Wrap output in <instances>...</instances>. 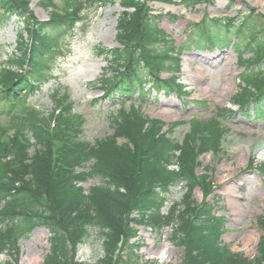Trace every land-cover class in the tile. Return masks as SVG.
<instances>
[{
  "label": "trees",
  "instance_id": "trees-1",
  "mask_svg": "<svg viewBox=\"0 0 264 264\" xmlns=\"http://www.w3.org/2000/svg\"><path fill=\"white\" fill-rule=\"evenodd\" d=\"M116 1L122 9L116 21L119 47H98L97 52L114 71L103 80L105 97L123 102L146 85V90L186 95L179 81L178 49L160 28L163 19L175 23L180 18L153 15L148 6L173 0H61L60 9L52 0H40L42 7L53 9L45 22L35 19L29 0H0V17L22 23L15 48L19 56L13 54L7 66L0 64V102L8 103L0 116L11 119L8 125L0 121V254L14 251L22 230L45 227L50 249L42 264H88L76 252L96 230L103 256L94 264H125L120 254L124 243L134 237L133 226H144L160 237L171 228L170 243L182 249L180 264H264V215L258 220L262 236L256 256L232 252L222 241L226 219L206 200L214 187L209 172L196 173L201 155L219 151L217 123L196 121L178 141L170 136L173 125L164 131L163 122L132 105L111 118L110 136L91 145L82 138L84 121L66 97L64 105L55 97L54 109L47 112L28 104L47 79L60 36L74 30L82 7ZM181 1L192 7L210 2ZM249 15L234 26V19L218 24L204 18L191 24L190 34L195 32L205 45L223 47L227 40L218 39L219 29L224 35L246 32L245 49L250 47L252 56L239 59L249 70L264 60V26L247 32ZM162 72L169 77L163 79ZM242 80L241 93L234 98L239 109L253 101L264 105V72L248 73ZM94 178L99 184L83 187ZM180 185L186 190L183 200L172 202L163 214L172 190ZM197 188L205 200L200 204L193 200Z\"/></svg>",
  "mask_w": 264,
  "mask_h": 264
},
{
  "label": "rangeland",
  "instance_id": "rangeland-1",
  "mask_svg": "<svg viewBox=\"0 0 264 264\" xmlns=\"http://www.w3.org/2000/svg\"><path fill=\"white\" fill-rule=\"evenodd\" d=\"M52 2L58 9L62 8L61 0ZM29 3L37 21L49 20L52 8L42 7L40 0H29ZM148 6L154 15L171 13L180 18L176 23L163 19L160 28L178 49L181 58L179 81L187 95L146 90L149 87L146 85L142 93H134L123 102L105 97L103 80L111 78L114 71L110 62L97 52L98 47H119L116 21L122 9L116 1L114 4L91 3L82 7L74 30L60 36L47 79L28 98V104L47 112L54 109L55 97L60 99L61 105L71 102L73 111L84 121L82 138L91 145L110 136L111 118H119L120 110H127L132 105L149 119L163 122L164 131L173 125L170 136L178 141L185 138L196 121L199 125L209 121L217 123L222 133L219 151L209 150L201 155L196 173L208 170L213 182V192L206 200L214 205L216 215L226 219L223 243L232 252L253 259L262 236L258 220L264 215V105L260 107L253 101L247 109L237 111L234 98L241 93L243 76L259 70L264 72V60L249 70L240 66V57L246 61L252 56L251 48H244L249 40L246 32L240 36L231 32L227 35L226 46L219 49L207 47L195 32L190 34V27L206 18H217L218 24L234 19V26L250 14L247 32L255 31L264 26V0H210L208 6L201 3L194 7L181 0H173V4L152 1ZM21 28L22 23L15 18L0 17L1 65L7 66L13 54L19 56L15 48ZM217 37L223 39L226 35L219 29ZM9 66L10 70L18 71L14 65ZM168 75L161 73L162 78ZM6 104L7 100L0 102V111ZM0 121L8 125L11 119L1 115ZM96 184L99 180L94 178L83 187L87 189ZM185 193L183 186L175 187L170 202L162 209L163 214L168 212L172 202H181ZM193 200L198 204L205 201L198 188ZM132 228L134 237L124 243L120 253L125 264H180L182 249L170 243L171 228L166 229L161 237L144 226ZM250 235L253 237L247 243ZM49 238V230L45 227L22 230L16 235L14 251L10 255L0 254V264H42L50 249ZM164 248L166 254L162 261L159 254ZM36 256H41L38 262L34 260ZM102 256L98 232L91 230L90 239L78 248L76 257L94 264Z\"/></svg>",
  "mask_w": 264,
  "mask_h": 264
},
{
  "label": "bare ground",
  "instance_id": "bare-ground-1",
  "mask_svg": "<svg viewBox=\"0 0 264 264\" xmlns=\"http://www.w3.org/2000/svg\"><path fill=\"white\" fill-rule=\"evenodd\" d=\"M254 1H257V0H254ZM253 237V235L251 236H248V238H247V243H249L250 242V240H251V238ZM165 254H166V250H165V248L160 252V254H159V257L161 258V260L163 261L164 259H165ZM41 259V256H36L35 258H34V260L35 261H39Z\"/></svg>",
  "mask_w": 264,
  "mask_h": 264
}]
</instances>
